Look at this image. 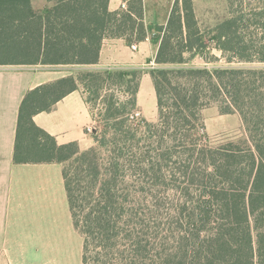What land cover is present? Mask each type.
Returning <instances> with one entry per match:
<instances>
[{
  "label": "trees",
  "instance_id": "16d2710c",
  "mask_svg": "<svg viewBox=\"0 0 264 264\" xmlns=\"http://www.w3.org/2000/svg\"><path fill=\"white\" fill-rule=\"evenodd\" d=\"M48 1L0 0V65H96L105 38L160 43L148 70L156 121L132 117L142 68L79 71L22 102L15 162L62 165L82 263L264 264V0H206L205 27L193 0H176L166 26L145 22L143 0L116 11L110 0ZM208 41L250 65H187L185 53L211 52ZM81 84L99 122L86 149L59 145L33 120ZM211 106L238 113L244 134L203 133Z\"/></svg>",
  "mask_w": 264,
  "mask_h": 264
},
{
  "label": "crops",
  "instance_id": "0c3cea01",
  "mask_svg": "<svg viewBox=\"0 0 264 264\" xmlns=\"http://www.w3.org/2000/svg\"><path fill=\"white\" fill-rule=\"evenodd\" d=\"M129 2L110 0L109 9L116 11L124 4L127 8ZM175 3L143 0L145 22L166 26ZM159 47L152 36L138 42L137 49L123 37L105 38L96 65H0V264H60L55 250L46 256L42 243L47 234L55 236L63 221L73 222L62 165L15 162L19 114L27 93L62 77L76 76L85 68H153ZM86 96L80 86L51 110L36 113L33 120L59 145L78 142L81 148H88L94 138L87 127L96 126ZM137 107L144 119L154 121L158 116L157 94L148 70L141 78Z\"/></svg>",
  "mask_w": 264,
  "mask_h": 264
},
{
  "label": "rangeland",
  "instance_id": "374dc122",
  "mask_svg": "<svg viewBox=\"0 0 264 264\" xmlns=\"http://www.w3.org/2000/svg\"><path fill=\"white\" fill-rule=\"evenodd\" d=\"M232 8L237 9L243 4L244 7H254L259 5V0H231ZM50 2L48 0H31V5L35 10L43 9L49 6ZM214 4V3H213ZM193 6L197 15V19L200 21L202 27L211 24L214 20L213 13L209 11L212 5H207L206 0H193ZM208 8V9H207ZM212 17V18H211ZM254 30V27H252ZM259 37V35L257 36ZM140 41H135L138 43ZM209 42V41H208ZM209 47L211 49L205 53L194 55L193 53H185L187 60V65L195 66H208L210 68L215 66H240V65H250L236 61V59L230 61L225 55L216 48L214 43L209 42ZM260 65L263 63H256ZM150 66V65H147ZM121 68V67H116ZM125 68V67H122ZM153 68H156L153 66ZM91 68L81 69L80 71L90 70ZM134 69V68H133ZM143 69V68H142ZM145 70H150L146 67ZM84 88L83 85H80ZM85 89V88H84ZM106 89L103 90V94H106ZM109 94L115 92L117 97L124 100V94L115 90L107 91ZM88 94V93H87ZM158 109V108H157ZM147 115V112L145 113ZM205 117V130L203 133H207L211 138H216L219 136L227 135L233 137H241L244 134L243 122L238 113L222 114L217 106H211L207 108L204 112ZM158 118V116H157ZM157 118L154 120L156 121ZM140 119H143L140 116ZM147 120V119H146ZM150 121V120H149ZM95 126H99V122L95 120ZM94 143V139H93ZM92 146V145H91ZM90 147V146H89ZM88 147V148H89ZM86 149V148H82ZM83 239L78 231L75 229L73 222L66 223L63 221L62 228L56 232L55 236L52 234H47L44 238V243H42L45 248L44 252L49 256L52 252H56L57 257L60 259V264H83L82 254H83ZM57 241V242H55Z\"/></svg>",
  "mask_w": 264,
  "mask_h": 264
},
{
  "label": "built area",
  "instance_id": "2783aa9c",
  "mask_svg": "<svg viewBox=\"0 0 264 264\" xmlns=\"http://www.w3.org/2000/svg\"><path fill=\"white\" fill-rule=\"evenodd\" d=\"M124 8H126V5H125V4H124ZM132 48H133V49H137V44H136V43H133V44H132ZM140 116H141V113H140L139 110H137V111L133 114L132 117L139 118ZM87 131H88L89 133H92V132H93V128H92L91 126H89V127H87Z\"/></svg>",
  "mask_w": 264,
  "mask_h": 264
}]
</instances>
